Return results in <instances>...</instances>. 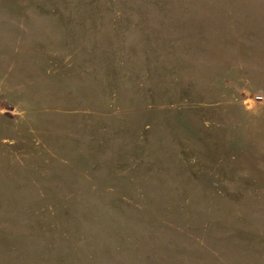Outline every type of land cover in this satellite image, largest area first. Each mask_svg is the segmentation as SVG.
I'll use <instances>...</instances> for the list:
<instances>
[{
  "label": "rangeland",
  "instance_id": "obj_1",
  "mask_svg": "<svg viewBox=\"0 0 264 264\" xmlns=\"http://www.w3.org/2000/svg\"><path fill=\"white\" fill-rule=\"evenodd\" d=\"M0 264H264V0H0Z\"/></svg>",
  "mask_w": 264,
  "mask_h": 264
}]
</instances>
